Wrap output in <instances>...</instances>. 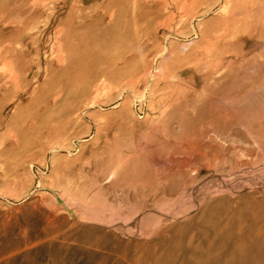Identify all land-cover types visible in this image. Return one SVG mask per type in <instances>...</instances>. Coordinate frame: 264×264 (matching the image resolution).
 Returning <instances> with one entry per match:
<instances>
[{
	"label": "rangeland",
	"instance_id": "374dc122",
	"mask_svg": "<svg viewBox=\"0 0 264 264\" xmlns=\"http://www.w3.org/2000/svg\"><path fill=\"white\" fill-rule=\"evenodd\" d=\"M157 1L0 0V264L7 249L41 228L43 212L78 217L79 232L60 252L40 246L9 264H183L209 241L191 225L205 196L264 197V80L257 78L264 74V25L225 42L234 57L223 55L221 70L231 63L247 76L212 94L211 79L223 71L212 74L203 37L222 33L225 0ZM239 23L230 30L239 33ZM59 40L69 54L65 66L55 61ZM159 68L175 80L159 77ZM14 69L17 86L9 81ZM214 95L231 111L227 120L202 102ZM209 146L219 155H208ZM189 147L206 151L199 165L211 168L166 197L179 199L170 210L158 195V179L177 180L178 166L198 161ZM136 154L150 162L156 185L129 192L111 187L116 165ZM84 207L100 219L86 221ZM182 220L192 228L186 222L174 227ZM158 224L171 229L169 240L147 246Z\"/></svg>",
	"mask_w": 264,
	"mask_h": 264
},
{
	"label": "bare ground",
	"instance_id": "6f19581e",
	"mask_svg": "<svg viewBox=\"0 0 264 264\" xmlns=\"http://www.w3.org/2000/svg\"><path fill=\"white\" fill-rule=\"evenodd\" d=\"M34 1H36L35 4L36 3L41 4V2H47L48 0H34ZM69 1L70 0H60V3L63 5H67ZM126 1L128 2V0ZM159 2L161 3V0L157 1V3ZM196 2L197 0H192V5ZM256 2L258 3V1L256 0H240V2H237L236 0H234L233 2L231 0H225L224 1L225 6L223 7V9L226 10L227 12V18L224 21V27L222 33L219 32V34H208L203 37V39L204 38L206 39L208 43L207 45L209 46L206 52L211 54L213 59L212 61H214L212 74H217V73L220 74L221 71H223L218 78L211 79V85L209 84L211 89L208 90L209 93L212 92V94L214 93L219 94V92L222 93V91L225 93L232 83H236V85H239L238 81L247 76L246 74H243L244 71L239 74L235 69L232 68V64L230 62L229 63L231 67L228 63H225L224 67L227 70L225 69L221 70L222 69L221 63H223V55L226 56L227 54H230L234 57V49L231 46V44L227 45V43H225L226 41L230 42L234 40L236 37H238L239 34H243V33L250 34L253 29L255 30V27H258V25L259 26L264 25V7L262 6L264 4L262 3V5H259L258 3L257 5L259 6L257 7ZM236 22H240L239 26H237L239 33L232 32L230 30V28L232 29V26ZM258 28H256V30ZM58 42L59 43L56 45L58 46L56 48L58 54L56 56L55 61L59 66H65V64L68 61L69 54H67L65 46L61 44V40H59ZM105 54L107 55V53ZM123 61L124 59L122 60V62ZM5 65L7 66V64ZM13 68L14 67H12L11 69ZM158 76L159 77L162 76L166 80L167 79L172 81L175 80V76L167 75L163 73V71L160 68L158 69ZM62 77L65 79L64 81H66V84L70 83V75L68 73H65L64 76L62 75ZM257 78H259L260 80H264V74L260 72ZM9 81L16 86L18 85L19 72L16 69H14L11 72ZM252 81L254 82H252L251 84H254L257 80L253 78ZM178 93L182 94L181 88L179 87L178 89L175 90L176 97L179 96ZM243 94L239 95L240 96L239 99H241V95ZM231 99L240 102L235 98H231ZM180 100H182V97L177 98L176 101L174 99L173 104L176 106L182 104ZM209 100L211 102H206V101L205 102L202 101V102L210 107L212 106L210 110L211 113L220 112V114H223V118L225 120H227V117H230V115H232L231 111H228L226 108H223L222 106L219 105V101H218L219 99L215 95L211 96ZM77 109L78 107H75L70 112V114H74L77 111ZM70 123L71 121L69 120L67 124ZM208 125L211 126L210 123ZM241 125H245V123L241 122ZM252 138L255 141V143H257L258 145L263 143L261 142L260 139H257L254 136ZM189 150L193 152V154L191 155L197 156L196 158L198 159V161L196 160L195 162H193L194 163L193 166L191 164H188L187 166L185 165L178 166L177 169L173 172L174 175L178 176L177 180L171 181L170 179H165V180L158 179L159 181L158 195L161 196L163 200H165L167 196L171 195L173 191H182L184 189V185H186L187 182H192L195 179H197L201 168L203 169L211 168V165L209 164L205 166L199 165L200 164L199 160H201V158L206 157L205 154L207 153L206 151L205 153H202L204 150L197 147L196 148L189 147ZM207 154L219 155V152L217 151V147L209 146ZM261 157L264 158V155ZM13 164H14V168L11 169V171L14 172L17 167V162ZM242 165H250V164L234 163L233 167L237 168ZM213 168L216 167L213 165ZM151 170L152 167L150 162L147 160V158L145 156H139V154H136L131 160L128 161L124 160L116 165V168H114V170L111 172V174L108 177L109 178L108 183H110L111 187L113 188H119V189L124 188L126 192H129V190L138 189L139 186L142 187L148 186L149 188H151L154 187V185H156L152 183V177L150 175L152 173ZM220 170L221 172H224L223 168H221ZM231 171L232 168L229 170V172ZM182 177L185 178L182 179ZM178 180L180 183L177 182ZM126 198L130 199L131 198L130 194H127ZM178 201H179L178 198L175 199L174 201L165 200L163 204L168 205L170 210H174L172 209V207L174 205H179ZM171 203H173V205H171ZM198 207L200 214L198 217V222L196 223L195 221V224H191V225H193L195 227L194 229L197 230L198 232H203L204 236L209 238V241L206 242L205 241L206 239L202 241L203 247L201 249L199 246L194 248L193 249L194 254H192L193 256L191 255L192 258H189L188 262L187 261H185V263L182 262L183 264H186V262L188 264H264V197H261L260 195H257L256 193L253 192L242 195L239 198V200L236 201V200L218 198L216 196L208 195L202 199V202ZM60 210L62 211V209ZM60 214L53 213L48 215L44 212L41 213L39 218L42 223L41 228L36 231L33 237L23 241L19 246L15 248L12 246L13 249L12 248L7 249L6 256L2 258L1 264H9L10 260L17 256H27L29 250H32L33 248H37L40 246H43V248L47 250H50L52 247H56L55 250L57 252H60L65 246L69 245L68 244L69 239L73 236L74 233H77V231L79 232V230H77L78 217H72V216L65 217V216H61ZM75 214L78 215L77 213ZM80 215L85 220L87 219L93 221L100 219L99 216H96V214L93 213V211L87 207L86 208L84 207ZM177 215H178L177 213L173 214V217L171 218L172 225L176 221ZM112 216H114V218L121 217L120 214H115V213H112ZM184 223L189 224L188 221L182 220V222L180 223L179 222L175 223L174 227L176 225H180V228H182L181 225H184ZM110 224L112 223L109 222L108 225ZM191 225L189 227L192 228ZM163 228L164 230H162ZM149 232L151 233V230H149ZM102 234L104 236H107L106 233L104 232ZM170 234H171V229L167 228L165 224H158L154 233H152V236L149 234L151 236V238L148 237V239L150 238L149 240L150 243L146 245L152 246L154 248L161 247L165 245L166 242L169 240ZM190 243L193 244L191 241ZM198 244H201V242H199ZM170 245L171 243L168 246ZM179 245H180L179 242L174 243V246L178 248V252L182 251L181 249H179ZM187 256H190V253Z\"/></svg>",
	"mask_w": 264,
	"mask_h": 264
}]
</instances>
